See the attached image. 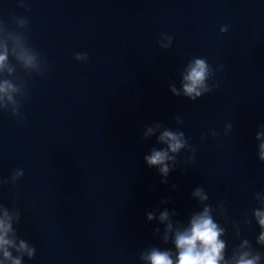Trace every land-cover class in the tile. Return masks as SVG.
Instances as JSON below:
<instances>
[{"label": "clouds", "instance_id": "9594fccd", "mask_svg": "<svg viewBox=\"0 0 264 264\" xmlns=\"http://www.w3.org/2000/svg\"><path fill=\"white\" fill-rule=\"evenodd\" d=\"M17 22L25 24L27 20L16 19L15 23ZM227 30V27H221L220 29L221 33ZM0 32L5 33L9 38H13V31H10L2 22H0ZM163 38L167 40V43L161 39L159 41L160 47L167 49L172 44V38L166 35ZM25 39L27 40V37ZM15 43L17 46H20L21 42L19 37L15 38ZM0 49H2L0 50V75H3L6 71L7 75L11 76L16 72V68L8 64L9 49L6 44L0 45ZM11 55L25 72L39 75L48 70L47 61L42 60L40 53L30 46L20 47L19 52L14 47L11 50ZM87 58L86 53L75 54L77 61H83ZM41 64L44 65L43 68H41ZM214 75L215 71L206 59L193 58L181 72V88L178 89L174 84H171L170 91L173 96H183L189 100L196 101L203 95L210 93L213 87L218 86H210L208 83L210 77ZM22 87H25L23 82L18 86L10 79H0V101L6 97L9 102L15 104L16 101L13 99L12 94L19 92ZM12 115L18 116L19 109H14ZM20 118L21 120L24 119L23 116ZM175 119L177 125L184 123L179 116L175 117ZM162 128L163 130L161 131ZM231 130V124L224 126L225 134H228ZM158 131L159 135L156 137L157 143L163 145V147L159 149L153 147L150 153L145 155L144 161L149 168H157L159 174L163 177L161 183L167 184L169 173L177 167V156L182 151H188L192 153L188 157V161L194 162L196 149L189 143L185 137V133L179 130V128L176 130L164 128L159 122H154L152 126H145L142 132V138L147 140L151 136L156 135ZM210 134L212 136L218 135L215 131H212ZM201 139H203V136ZM255 139L259 141L258 159L264 162V125L257 131ZM23 175V169H14L10 181L15 184ZM8 182V180H2L0 181V185L7 184ZM175 187L176 185H172L173 189ZM191 197L198 201L202 206V210L192 213L187 225L179 220L174 222L171 219V217L178 215L175 209L169 212L167 208H164L163 211L159 212L158 217L155 211L146 213L148 221L158 219L159 223L164 225L162 235H160L161 229L158 227L154 229V234L160 235V239L165 244L171 241L174 250L161 249L153 246L141 252L139 257L141 261H144L145 264H261L264 255L255 251L252 243L246 238L241 239L239 245L232 250L230 256L226 255L227 241L223 238L226 235V225L232 223L237 237H240L241 233L237 225L231 222L230 218L226 216V209L223 202L213 207L208 202L209 195L203 187H196L192 191ZM170 199L169 197L168 199L162 200L161 203L167 204ZM254 199L257 201L258 206L251 209V218L245 216L244 223L250 225L252 219L256 221L260 229L256 243L264 247V192H257ZM20 216L21 214L16 208L9 209L3 204H0V264H23L24 257L31 260L35 256V247L25 239L17 236L14 225L19 223ZM216 216L224 219L225 223L223 226L217 221Z\"/></svg>", "mask_w": 264, "mask_h": 264}]
</instances>
